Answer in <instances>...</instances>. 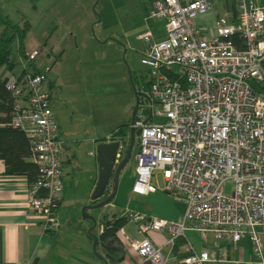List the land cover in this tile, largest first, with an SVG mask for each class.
<instances>
[{
	"label": "built area",
	"instance_id": "1",
	"mask_svg": "<svg viewBox=\"0 0 264 264\" xmlns=\"http://www.w3.org/2000/svg\"><path fill=\"white\" fill-rule=\"evenodd\" d=\"M234 1L236 16H218L207 35L196 19L213 9L214 0H151L147 17L163 21L164 35L155 38L150 29L138 35L145 43L140 62L148 89L140 91L135 109L133 125L140 134L132 192L161 190L185 209L177 220L129 213L136 233L143 236L119 229L131 260L118 264H170L148 233L166 230V244L172 247L186 229L198 231L203 239L211 232L213 246L222 238L237 242L248 236L254 260L264 264V0ZM38 54L33 49L26 60L34 61ZM3 75L12 97L9 123L30 138L37 165L28 205L43 230L55 232L63 142L50 106L51 90L44 86L41 71L28 68ZM111 137L116 136L106 139ZM123 150L121 140L115 164ZM157 175L161 187L154 181ZM228 182L231 190L225 192ZM186 251L180 264L224 258L191 245Z\"/></svg>",
	"mask_w": 264,
	"mask_h": 264
},
{
	"label": "rangeland",
	"instance_id": "2",
	"mask_svg": "<svg viewBox=\"0 0 264 264\" xmlns=\"http://www.w3.org/2000/svg\"><path fill=\"white\" fill-rule=\"evenodd\" d=\"M219 1L216 0L214 10L218 8ZM227 1L232 3L233 0ZM146 6H149V0H0V8L13 22L22 25L27 21L29 24L24 38L25 56L33 49L38 50L34 62L46 74L44 86L49 80L54 83L51 88L52 107L55 112L61 111L64 131L65 128L78 130L74 136L81 139L84 132L87 137L113 135L112 131L118 126L128 125L135 116V91L142 88L141 75L145 72L139 54L145 43L138 35L149 30L144 14ZM159 24L162 32L163 23L159 21ZM198 24L201 25V20ZM11 48L10 58L15 63V71L27 63L29 66L26 58L18 53L16 41ZM63 51L64 56L58 60ZM155 120L161 119L155 117ZM125 133L127 137L121 135L122 138L125 136L124 149L129 127ZM137 142L138 137L119 175L112 200L100 207L91 205L84 210L81 206L75 211L101 220L104 216L111 218L119 213L166 217L184 207L181 201L161 190L148 195L132 192L136 179ZM154 181L161 187L159 175ZM231 186L230 182L226 183L225 192H230ZM111 192L112 187L109 186L107 193L99 197L98 204L105 201ZM59 223L57 246L70 250V264L95 263L100 259L99 255H106L101 244L97 245L96 253L87 233L82 234L80 241L77 234L69 232L67 218H61ZM124 226L128 236L141 237L136 233L132 219ZM118 244L125 249L122 242ZM113 262L108 260V264Z\"/></svg>",
	"mask_w": 264,
	"mask_h": 264
},
{
	"label": "crops",
	"instance_id": "3",
	"mask_svg": "<svg viewBox=\"0 0 264 264\" xmlns=\"http://www.w3.org/2000/svg\"><path fill=\"white\" fill-rule=\"evenodd\" d=\"M150 5L151 0H149ZM215 5L216 0H214L212 10L196 19L197 25H199L198 21L200 22L201 20V25L199 26L204 28L207 35H210L211 30L214 28V21L218 16L227 15L231 18L236 16L237 11L235 12L233 10L232 3L229 1H219L216 10H214ZM149 6H146L144 11L149 24L148 28L152 31L155 38H161L164 35V29L162 24L163 33L161 29L159 30V21L162 23L163 21L147 17L150 9ZM154 25H157L156 33ZM141 51L142 49L139 51L140 56ZM61 55L62 57L64 56V51ZM47 86L49 89L53 88L50 80ZM50 106L57 119L59 138L63 142V150L61 152L62 190L57 216L59 220L61 218L68 219V231L77 234L80 241L82 240V234L85 233H87L90 241H92V238L87 232L92 221L83 217L81 212L75 211V209L92 203L90 194L98 179V160L95 147L99 142L106 139L108 135L97 137L94 134V137H87V134L84 132L82 134L83 139L77 138L74 135L79 133L78 130H72L71 128H65L66 130H63L64 124L60 119L61 111L56 110L55 112L52 107V94ZM29 196L30 192L26 178L24 176L10 174L8 167L0 159V264H70V250L57 246L60 223L57 231L53 234L45 232L40 225L38 217L28 205ZM100 198L96 202H99ZM61 209L62 211L59 214ZM184 209L185 205L183 208L176 209L171 215L166 217L157 214L151 215L167 220H177L183 214ZM123 214H113L112 217L123 216ZM148 237L155 245L161 247L163 254L171 258L170 264H180L178 260L180 257L186 255L188 245H191L193 250L199 251L207 249L219 257H224L221 261H208L205 264H260L254 260L252 252L253 246L248 236L242 237L237 242L222 238L213 246L211 232H208L206 239H203L198 231L186 229L185 236L177 239L172 247L166 244V240L169 237L166 230L160 232L151 231L148 233ZM118 242L121 244L120 241ZM111 246H113V250L119 253V260H131V254L123 247L116 244ZM114 253L113 251H106V257L109 254L113 256ZM115 262L113 263L118 264L119 261ZM89 264H104V262L99 259L95 263L92 262Z\"/></svg>",
	"mask_w": 264,
	"mask_h": 264
},
{
	"label": "trees",
	"instance_id": "4",
	"mask_svg": "<svg viewBox=\"0 0 264 264\" xmlns=\"http://www.w3.org/2000/svg\"><path fill=\"white\" fill-rule=\"evenodd\" d=\"M232 8L235 12L237 11L236 2L234 0L232 1ZM28 28L29 24L27 21L19 25L13 22L0 8V159L3 160L4 164L8 167V172L10 174L24 176L30 188L37 177V165L31 159L30 138L23 130L14 128L9 123L12 112V97L6 86L7 77L3 75V70L10 73L15 72V63L10 58L12 51L11 47L14 41L17 42L18 53L26 58L24 38ZM233 39L239 44L236 35L233 36ZM61 54L58 55V60ZM28 68H31V71L34 73L40 72V69L34 61H30L29 66L27 63V65H24L19 71L27 70ZM141 78L142 88L140 90L137 88L138 90L135 91L137 97L136 103H138L140 91L142 89H148L147 72L142 73ZM52 85H54V83H52ZM126 127H128V125L118 126L111 133L114 136L126 135ZM96 201L97 199L91 202L97 203ZM128 222L129 218L126 215L112 218L104 216L101 220H96V226L92 231L99 235L101 241L107 242L109 245H119L118 241H120V239L118 231ZM101 226L102 230L100 231ZM45 232H49L50 234L54 233L51 231ZM109 251L115 252L113 258H119V253L116 250L110 248Z\"/></svg>",
	"mask_w": 264,
	"mask_h": 264
},
{
	"label": "water",
	"instance_id": "5",
	"mask_svg": "<svg viewBox=\"0 0 264 264\" xmlns=\"http://www.w3.org/2000/svg\"><path fill=\"white\" fill-rule=\"evenodd\" d=\"M136 107H137V103L133 108L134 114ZM149 117L150 115L146 118L145 121H147ZM134 119L135 116L134 117L132 116L131 121L128 124L129 136H128L127 145L126 148L123 150V155L120 161L117 164L114 163L116 152L118 150L120 141L123 140L125 136L123 138L122 136H116V137H111L110 139H104L103 141L99 142L96 145L95 149H96V157L98 160V179L92 193L90 194V199L91 201H93L106 194L111 182H112V192L105 201L99 204L97 202V203H90L89 205H83L84 210L90 208L91 205H93L94 207H100L102 205H106L114 197L118 184L119 175L131 155V149L134 145L135 138L140 134V128H135L133 125ZM84 210L83 212H85ZM83 217H86L92 221V226L88 228L87 232L92 238L95 251L97 245L101 244V246L106 251L109 252V249L112 248L113 246L109 245L107 242L101 241L99 239V235L92 231L93 228L96 226V218L92 216L87 217L85 216V214L83 215ZM99 257L104 262V264H108L109 259L113 261H120L119 258H113V256L110 254L107 257L106 255H99Z\"/></svg>",
	"mask_w": 264,
	"mask_h": 264
},
{
	"label": "flooded vegetation",
	"instance_id": "6",
	"mask_svg": "<svg viewBox=\"0 0 264 264\" xmlns=\"http://www.w3.org/2000/svg\"><path fill=\"white\" fill-rule=\"evenodd\" d=\"M126 137H127V135H126ZM125 140V139H124ZM110 186L112 187V182L110 183Z\"/></svg>",
	"mask_w": 264,
	"mask_h": 264
}]
</instances>
